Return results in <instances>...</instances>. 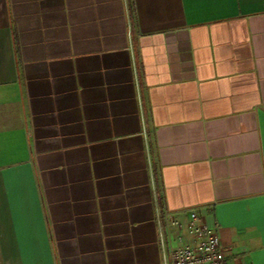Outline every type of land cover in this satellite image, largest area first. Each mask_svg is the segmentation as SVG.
Instances as JSON below:
<instances>
[{
  "label": "crops",
  "instance_id": "crops-1",
  "mask_svg": "<svg viewBox=\"0 0 264 264\" xmlns=\"http://www.w3.org/2000/svg\"><path fill=\"white\" fill-rule=\"evenodd\" d=\"M192 209L264 264V0H0V264H165Z\"/></svg>",
  "mask_w": 264,
  "mask_h": 264
},
{
  "label": "built area",
  "instance_id": "built-area-1",
  "mask_svg": "<svg viewBox=\"0 0 264 264\" xmlns=\"http://www.w3.org/2000/svg\"><path fill=\"white\" fill-rule=\"evenodd\" d=\"M189 215L182 221L174 212L158 213L165 264H227L218 233L201 220L196 209Z\"/></svg>",
  "mask_w": 264,
  "mask_h": 264
}]
</instances>
